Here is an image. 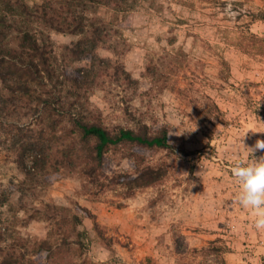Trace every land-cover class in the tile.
<instances>
[{"label":"rangeland","instance_id":"1","mask_svg":"<svg viewBox=\"0 0 264 264\" xmlns=\"http://www.w3.org/2000/svg\"><path fill=\"white\" fill-rule=\"evenodd\" d=\"M24 1L30 8L62 2ZM72 15L105 30L75 59L67 49L81 35L36 23L49 36L63 95L67 78L86 75L73 114L111 131L165 128L171 148L110 147L94 182L67 160L27 177L35 151L21 163L13 149L21 133L46 122L26 105L3 108L0 84V231L23 241L26 264H53L32 251L49 227L37 210L49 205L77 217L88 264H264V230L237 203L231 174L237 156L248 159L243 133L264 132V0H76ZM70 118L55 124L59 143L76 135ZM257 139L264 133L250 131L244 144ZM56 146L46 149L51 156ZM144 167L164 175L128 191L125 180Z\"/></svg>","mask_w":264,"mask_h":264},{"label":"trees","instance_id":"2","mask_svg":"<svg viewBox=\"0 0 264 264\" xmlns=\"http://www.w3.org/2000/svg\"><path fill=\"white\" fill-rule=\"evenodd\" d=\"M75 1L62 0L56 1L53 7L42 4L30 8L24 0H0V84L4 88L3 108L9 105L15 110H20L26 105L30 108V115L39 112V123L46 122L35 133L29 132L31 130L25 131L29 133H21L18 138L19 145L13 149L16 161L21 163L29 150L35 151L31 169L23 171L27 177L38 171L46 172L48 168L58 169L60 163L64 164L62 160H67L75 161L78 165L77 173L94 182L98 181L103 155L110 147L171 148L165 128L154 134L147 133L143 129L144 126L136 129L119 127L111 131L97 120L88 121L82 113L73 114L74 102L80 97V91L86 84V75L81 74V79L67 78L70 87L64 89L63 95L62 84L65 81L59 80L58 74H55L49 36H44L42 31L38 30L36 22L42 23L48 29L81 35L82 37L67 50L72 59L86 54L89 48L85 47V43L93 41L94 46L100 41L105 30L97 21L85 23L81 17L73 16ZM63 13L66 16H63ZM59 84L62 87L55 86ZM55 90L57 95L53 93ZM61 95L72 96V99L64 102ZM66 116L71 117L69 129L76 135H70L69 140L59 143V136L53 134L54 127ZM76 142L79 145L77 148ZM64 143H67V147ZM53 144H57L56 154L51 156L46 149ZM162 175L163 171H152L144 167L136 176L126 179L125 186L128 191L149 186ZM39 210L37 213L41 212L42 217L48 219L49 227L46 238L33 241L32 251L35 254L44 252L45 257L53 264H88L81 258L83 246L77 232L75 233L77 217H62L63 209L56 206L45 205ZM6 232L0 231V264L30 263L32 260H29L27 251L20 249L23 244L21 246L19 242L23 241L15 239L13 235L4 236ZM72 256L81 260H72Z\"/></svg>","mask_w":264,"mask_h":264},{"label":"clouds","instance_id":"3","mask_svg":"<svg viewBox=\"0 0 264 264\" xmlns=\"http://www.w3.org/2000/svg\"><path fill=\"white\" fill-rule=\"evenodd\" d=\"M264 133L248 129L243 133L240 142L246 150L248 159L237 156L231 174L239 186L237 203L254 211V224L258 230H264V139H257L252 146L244 144L249 132ZM262 153L256 156L255 153Z\"/></svg>","mask_w":264,"mask_h":264}]
</instances>
